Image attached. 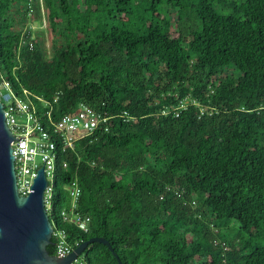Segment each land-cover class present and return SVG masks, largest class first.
Here are the masks:
<instances>
[{
	"label": "trees",
	"instance_id": "16d2710c",
	"mask_svg": "<svg viewBox=\"0 0 264 264\" xmlns=\"http://www.w3.org/2000/svg\"><path fill=\"white\" fill-rule=\"evenodd\" d=\"M0 71L55 120L112 117L56 151L51 221L114 250L89 264H264V0H0ZM75 178L88 233L61 218Z\"/></svg>",
	"mask_w": 264,
	"mask_h": 264
},
{
	"label": "built area",
	"instance_id": "2783aa9c",
	"mask_svg": "<svg viewBox=\"0 0 264 264\" xmlns=\"http://www.w3.org/2000/svg\"><path fill=\"white\" fill-rule=\"evenodd\" d=\"M25 44L29 41L24 40ZM31 49L34 47L30 42ZM1 101L4 104L6 121L16 139L12 141L13 153L15 155V169L17 176L18 191L22 196L29 195L30 186L37 171L44 168L47 176L48 186L45 190V205L49 210L53 196V176L56 169L55 159L58 144H62L63 150L73 148L75 142L89 134L94 133L102 124L108 130L107 122L112 117H105L93 107L81 103L73 113H67L60 119L55 120L52 115L50 103L41 97H37L40 103L34 101L29 91L24 89L18 93L12 82L0 71ZM57 101V98H55ZM189 103L196 104L195 99L178 98V104L167 106L165 112H175L178 115L182 108ZM40 106V107H39ZM47 109V110H46ZM205 110V109H204ZM123 115L128 119V112ZM70 199L69 204L62 209L61 218L64 223L71 224L79 230L88 233L92 225V217L80 211V200L83 189L78 179L72 180L65 185ZM52 241L55 244L57 257H64L73 252L83 241L73 237L66 229L59 228L54 222ZM69 264H89L85 253H80Z\"/></svg>",
	"mask_w": 264,
	"mask_h": 264
},
{
	"label": "water",
	"instance_id": "95a60500",
	"mask_svg": "<svg viewBox=\"0 0 264 264\" xmlns=\"http://www.w3.org/2000/svg\"><path fill=\"white\" fill-rule=\"evenodd\" d=\"M16 139L9 128L4 104L0 97V264H69L92 242H101L113 250L104 237H92L82 242L64 257L51 254L54 231L45 205L48 180L44 168L37 171L27 196L18 191L15 155L12 141ZM120 264H124L114 252Z\"/></svg>",
	"mask_w": 264,
	"mask_h": 264
},
{
	"label": "rangeland",
	"instance_id": "374dc122",
	"mask_svg": "<svg viewBox=\"0 0 264 264\" xmlns=\"http://www.w3.org/2000/svg\"><path fill=\"white\" fill-rule=\"evenodd\" d=\"M37 21H35L33 23V26L35 28V35H36V31L39 30L40 34L42 35V39L47 47L48 53L49 55L52 54V39H53V33H52V28L50 27L49 24V20L47 18V9L43 6H41V13L39 16V19L37 17L36 19ZM0 91L4 92V88L2 86H0Z\"/></svg>",
	"mask_w": 264,
	"mask_h": 264
}]
</instances>
